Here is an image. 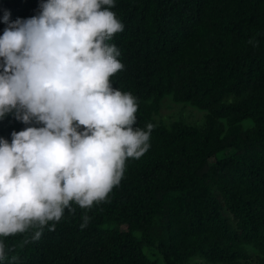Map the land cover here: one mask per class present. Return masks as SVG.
Segmentation results:
<instances>
[{
  "label": "trees",
  "instance_id": "16d2710c",
  "mask_svg": "<svg viewBox=\"0 0 264 264\" xmlns=\"http://www.w3.org/2000/svg\"><path fill=\"white\" fill-rule=\"evenodd\" d=\"M114 2L124 29L108 43L124 68L111 83L136 97L135 127L155 125L150 148L127 160L109 202L73 205L22 248L31 233L0 238L13 249L0 264H157L145 247L161 264H264V0ZM39 3L0 0V35L4 10L26 19ZM165 95L204 111L202 123L155 121ZM25 127L9 114L0 137Z\"/></svg>",
  "mask_w": 264,
  "mask_h": 264
},
{
  "label": "clouds",
  "instance_id": "9594fccd",
  "mask_svg": "<svg viewBox=\"0 0 264 264\" xmlns=\"http://www.w3.org/2000/svg\"><path fill=\"white\" fill-rule=\"evenodd\" d=\"M114 0H40L38 12L10 20L0 35V119L27 125L0 137V238L25 235L20 247L55 230L65 210L109 202L126 162L150 148L155 125L135 127L138 103L114 88L123 70L108 43L124 25ZM253 43V41H249ZM255 46V44H254ZM39 125V126H34ZM87 214L79 225L89 223ZM0 239V261L7 258ZM19 257L12 255L10 264Z\"/></svg>",
  "mask_w": 264,
  "mask_h": 264
},
{
  "label": "rangeland",
  "instance_id": "374dc122",
  "mask_svg": "<svg viewBox=\"0 0 264 264\" xmlns=\"http://www.w3.org/2000/svg\"><path fill=\"white\" fill-rule=\"evenodd\" d=\"M204 111L199 110L187 103H176L171 100L170 96L165 95L159 102L158 112L155 114L154 119L165 125L173 121H181L188 125H200L202 123ZM244 126L248 125L247 122L243 123ZM145 253L152 259L161 264L159 253L153 247H145ZM247 252L251 259L254 258L255 253L248 247ZM200 259L192 258L191 262H197Z\"/></svg>",
  "mask_w": 264,
  "mask_h": 264
}]
</instances>
